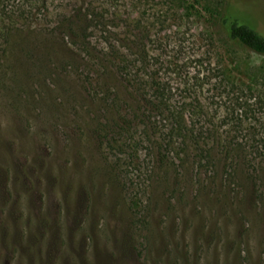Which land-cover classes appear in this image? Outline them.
<instances>
[{"label":"rangeland","instance_id":"obj_1","mask_svg":"<svg viewBox=\"0 0 264 264\" xmlns=\"http://www.w3.org/2000/svg\"><path fill=\"white\" fill-rule=\"evenodd\" d=\"M254 2L0 0V264H264Z\"/></svg>","mask_w":264,"mask_h":264},{"label":"trees","instance_id":"obj_2","mask_svg":"<svg viewBox=\"0 0 264 264\" xmlns=\"http://www.w3.org/2000/svg\"><path fill=\"white\" fill-rule=\"evenodd\" d=\"M256 1L258 3L254 2L251 8L256 17L259 18L264 25V17L260 16V11L264 10L262 6L264 2L260 4L259 0ZM221 24L231 40L242 43L257 52L264 53V33L253 27L250 23L242 21L237 17H232L225 12L221 17ZM158 89H161L160 91L162 94L158 104V108L161 107L160 116L163 119L160 121V128L166 134L163 142L170 143L179 132H183V136L196 134L197 132L191 131L189 123L186 118L183 117V112L180 107L176 103H174V106L170 104V99L166 94L171 92L172 87L162 84ZM199 133L200 132H198V134Z\"/></svg>","mask_w":264,"mask_h":264}]
</instances>
